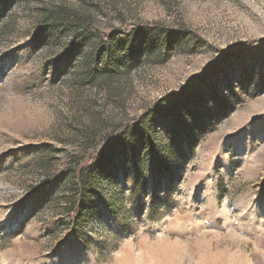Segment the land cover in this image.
Masks as SVG:
<instances>
[{"label":"rangeland","instance_id":"374dc122","mask_svg":"<svg viewBox=\"0 0 264 264\" xmlns=\"http://www.w3.org/2000/svg\"><path fill=\"white\" fill-rule=\"evenodd\" d=\"M260 39L264 0H0V264H264Z\"/></svg>","mask_w":264,"mask_h":264},{"label":"trees","instance_id":"16d2710c","mask_svg":"<svg viewBox=\"0 0 264 264\" xmlns=\"http://www.w3.org/2000/svg\"><path fill=\"white\" fill-rule=\"evenodd\" d=\"M5 3L6 1L3 2V6H5ZM7 4V3H6ZM133 29H137V27H130V28H126V29H123V32L124 33H130L132 32ZM96 35H99L100 36V33L97 32ZM102 37H105V35H102ZM264 44V39H260V40H256V41H252V42H249V43H243V44H240L238 45V48L240 50H245V49H249V48H255V47H260ZM104 161V162H103ZM108 161H112V158L109 157V159H104V157H102V155H97V156H92L91 158V162L92 164H97L98 162H108ZM98 163V164H100ZM155 165L156 166H161V162L156 160L155 161ZM135 167H136V171H137V175H138V178H142V174H143V165H142V162L140 159H136L135 160ZM62 170H63V164H59L56 169L53 170L52 172V175H51V179L52 181H55L62 173ZM74 209H77V207H75Z\"/></svg>","mask_w":264,"mask_h":264},{"label":"snow or ice","instance_id":"6c2138e0","mask_svg":"<svg viewBox=\"0 0 264 264\" xmlns=\"http://www.w3.org/2000/svg\"><path fill=\"white\" fill-rule=\"evenodd\" d=\"M125 247L133 252V257L129 264H154V261H152L151 257H148V261L146 262L145 252L143 249H141L140 251L134 250V246L132 245L131 240L125 241ZM121 255L122 253H117L118 257H120Z\"/></svg>","mask_w":264,"mask_h":264}]
</instances>
